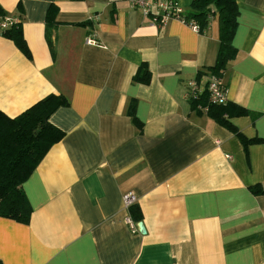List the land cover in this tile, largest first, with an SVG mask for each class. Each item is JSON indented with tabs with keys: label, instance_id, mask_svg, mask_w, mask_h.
Segmentation results:
<instances>
[{
	"label": "crops",
	"instance_id": "1",
	"mask_svg": "<svg viewBox=\"0 0 264 264\" xmlns=\"http://www.w3.org/2000/svg\"><path fill=\"white\" fill-rule=\"evenodd\" d=\"M235 1L220 79L248 111L228 118L246 146L185 96L216 62V16L199 32L158 25L129 0H0L30 53L0 34V110L68 101L49 117L62 138L22 183L28 222L0 216V264H264V0ZM190 2L177 0L181 13ZM141 64L146 83L133 79Z\"/></svg>",
	"mask_w": 264,
	"mask_h": 264
},
{
	"label": "trees",
	"instance_id": "2",
	"mask_svg": "<svg viewBox=\"0 0 264 264\" xmlns=\"http://www.w3.org/2000/svg\"><path fill=\"white\" fill-rule=\"evenodd\" d=\"M54 11L51 12L50 8L48 9L47 20L51 21L50 26L56 23L53 20L54 16L51 15ZM214 16L218 23L219 48L215 64L208 69L210 74L221 77L227 61L235 53L232 38L238 16L236 1L191 0L188 10L180 13L181 19L186 23L196 24L199 32L207 28L210 18ZM3 17L0 9V18L3 19ZM46 24L49 25V23ZM0 34L12 40L26 57H30L19 21L9 25ZM46 40L50 51L53 52V41L47 29ZM133 79L144 83L149 81V71L144 64L137 68ZM190 102L192 109L197 112L204 110L212 119L236 134L244 146L254 141L242 136L228 121L232 115L248 113L246 109L227 101L224 104H211L207 101L204 89ZM67 103V99L61 94H48L14 117H9L0 110V216L23 223L28 222L31 208L23 192L22 183L50 147L62 138L63 131L51 124L49 117L58 107ZM128 113L135 120L132 108L128 110ZM128 209L134 220L141 219V215L135 213L138 209L135 203Z\"/></svg>",
	"mask_w": 264,
	"mask_h": 264
},
{
	"label": "built area",
	"instance_id": "3",
	"mask_svg": "<svg viewBox=\"0 0 264 264\" xmlns=\"http://www.w3.org/2000/svg\"><path fill=\"white\" fill-rule=\"evenodd\" d=\"M129 3L133 8H137L141 10L143 14L150 16L152 21L158 25L164 24L171 18L182 20L180 17L181 9L177 4V0H129ZM15 22H18V20L5 16L3 19L0 18V33ZM188 24H190L192 28L198 30L196 24ZM86 43L95 44L91 38H87ZM203 89L207 94V101L209 103L224 104L227 101L225 87L222 85L220 77L213 74H209L203 88L200 87L196 79L188 81L185 89V96L188 100H194ZM135 201L136 199L132 194L123 196V204L127 209L133 205ZM125 220L132 230H136V224L129 215Z\"/></svg>",
	"mask_w": 264,
	"mask_h": 264
},
{
	"label": "water",
	"instance_id": "4",
	"mask_svg": "<svg viewBox=\"0 0 264 264\" xmlns=\"http://www.w3.org/2000/svg\"><path fill=\"white\" fill-rule=\"evenodd\" d=\"M138 230H139V232L144 233L143 225L140 222L138 223Z\"/></svg>",
	"mask_w": 264,
	"mask_h": 264
}]
</instances>
